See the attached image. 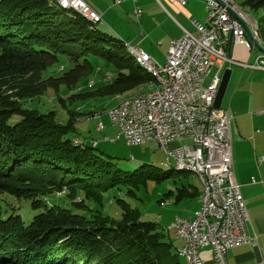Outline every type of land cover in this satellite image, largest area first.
<instances>
[{"label":"trees","instance_id":"16d2710c","mask_svg":"<svg viewBox=\"0 0 264 264\" xmlns=\"http://www.w3.org/2000/svg\"><path fill=\"white\" fill-rule=\"evenodd\" d=\"M57 2L0 0V194L28 200L36 210L26 222L18 207L0 201V264H182L169 232L143 220L124 200H117L118 220L86 205V198L100 201L110 190L135 194L149 182L170 180L176 170L132 168L130 159L119 164L71 135L81 113L76 107L67 108L66 123L53 109L33 107L49 92L47 81L63 107L94 97L132 96L154 82L130 57L124 41ZM234 2L244 11L264 8V0ZM256 22L264 42V16ZM100 61L114 70V77L94 69ZM63 63L69 71L61 75ZM50 68L54 73L44 78ZM94 73L92 85L90 80L81 85ZM59 192L70 201L79 197L81 202H72L80 212L49 204L48 197ZM173 195L178 204L194 202L202 188L182 183L165 197Z\"/></svg>","mask_w":264,"mask_h":264},{"label":"built area","instance_id":"2783aa9c","mask_svg":"<svg viewBox=\"0 0 264 264\" xmlns=\"http://www.w3.org/2000/svg\"><path fill=\"white\" fill-rule=\"evenodd\" d=\"M59 1L81 6L95 17V23L102 22L100 14L84 0ZM188 1L176 0L181 6ZM205 11L204 23L192 21L196 34L185 31L171 41L163 66L142 49L134 48L163 77V91L131 101L108 112V116L117 128L112 142L123 139L129 145H150L165 152V164L170 167L201 169L200 179H206L205 200L194 216H177L167 231L183 241L178 254L190 264H204L201 251L205 248L213 252L212 264H228L230 250L256 246L257 240L248 232V208L235 174V116L229 110L214 108V103L222 79L220 72L232 65L264 71V53L250 65L234 60L228 52L231 37L234 44L248 49L260 45L251 15L229 0H205ZM135 13L142 15L140 9ZM246 28L253 40H249ZM104 129L100 123L98 130Z\"/></svg>","mask_w":264,"mask_h":264},{"label":"crops","instance_id":"0c3cea01","mask_svg":"<svg viewBox=\"0 0 264 264\" xmlns=\"http://www.w3.org/2000/svg\"><path fill=\"white\" fill-rule=\"evenodd\" d=\"M84 1L100 14V24L106 32L110 33L107 30L110 29L122 41L127 40L129 48L142 49L159 66L164 65L172 40L183 36L185 31L196 34L192 21L204 23L206 20L205 0H189L184 6L176 0H121L119 4L116 0ZM136 9L142 11L141 16L136 15ZM132 16L138 22L133 26L134 32L125 29L117 31L114 28L120 23L131 27ZM248 38L253 40L250 36ZM147 40L157 42L156 46H149ZM260 47L264 49V43ZM156 49L161 52L162 63L161 58L153 55ZM262 53L257 44L248 49L233 43L231 57L252 65ZM229 69L232 73L221 108L235 116L232 124L235 174L248 208V232L256 238L257 245H244L230 250L228 264H258L260 260L264 261V113H261L264 110V71L238 65H232ZM224 72H220L221 78ZM192 203L195 204L193 211H187L182 217H192L200 209V198ZM168 237L176 252L179 251L183 241L176 238L173 232H169ZM201 258L204 264H212V250L203 249Z\"/></svg>","mask_w":264,"mask_h":264},{"label":"rangeland","instance_id":"374dc122","mask_svg":"<svg viewBox=\"0 0 264 264\" xmlns=\"http://www.w3.org/2000/svg\"><path fill=\"white\" fill-rule=\"evenodd\" d=\"M245 12L248 15H251L256 20L264 16V8L259 10L257 13L251 12L248 9H245ZM131 20V27L126 26L124 23H120L116 24L114 28L117 31L125 29L127 32H134L133 26L137 25L136 23L138 22L135 20L134 16L131 17ZM98 28L100 30H105V27L102 24H99ZM107 30L112 34H115L112 30ZM123 41L126 43L127 40ZM147 43L149 46H156L157 44V42H154L153 40H147ZM262 43L264 42L262 41ZM126 50L132 58V54L130 53L128 44H126ZM155 52L156 54L153 55L158 58H161L160 50L156 49ZM160 61L162 63L164 61L163 58H161ZM62 65H64V68L62 66L59 67V74L61 75L66 73V69L67 72L69 71V67L66 63H63ZM98 67L103 69V72L107 73V75L109 74V76L112 77L115 76L114 70L108 67L104 62H97L95 64L94 69L97 70ZM53 73V68H50V70L44 74V78H48V76ZM56 76L59 75L56 74ZM95 79H97L96 73H94L93 76H91L90 78L83 79L80 83L81 85L87 84L90 80V84L92 85ZM51 82L52 81L45 82L44 85L48 87L49 92L47 91L48 93L40 98V102L39 100L35 101L33 105L34 108L38 107L43 111L53 109L56 111L57 117L61 121L66 123L70 118V114L68 113L67 108L71 111H74L76 107L82 114L80 113L77 115V132L71 134L73 137L79 138L82 143H87L90 146H92L94 142H97V152L101 153V151H103L106 155L111 156L114 161L118 162L119 164L124 163L125 159H130V166L132 168L141 165H153L158 167L161 172L164 173L169 170V167H167L165 164V152L163 150L152 149L150 145H129L123 139L112 142V140L115 139L117 136V128L112 125L111 120L108 116V111L119 105V103H121L123 99L131 97L130 93L117 95L115 97L105 96L89 98L87 100H76L74 105H69V102H67L68 106L63 107L55 99V95L52 94V89L50 88V84H52ZM156 88L157 83L153 82L149 86L147 85L145 87H141L140 91L137 93L155 90ZM90 112L94 113V117L87 119L89 117L87 113ZM100 123H102L105 127L103 131L98 130V125ZM106 138H108L109 140L106 141ZM182 183L186 185L191 184L197 188H202V184L193 173L191 174L190 172L185 171H174L172 172V178L170 180L162 183L149 182L146 187H142L141 190L136 191L135 194L128 193V191L124 188V191L122 192L118 191V189H116L115 191L110 190L109 195L101 197L100 201L95 200V198H86V205L93 210H101L111 218L118 220L121 218L122 210L119 205V201L117 200L121 199L127 202L133 209H137L143 220L157 222L160 227H162L166 231L167 228L170 226V222L176 216L185 215L187 211H193L195 207V204L189 201H183L179 204L176 203L175 195L171 197H165V195L169 191H173L175 193L177 188H181ZM0 198L1 203L4 206H6V202H3L2 200L11 202L16 207H18L20 209L21 215L23 216L26 222H30L36 213V210L32 209L31 204L28 200L23 199L21 201H17L10 196L1 194ZM163 198H166V200L162 203L160 202V200ZM73 200L76 202H81V199L79 197L76 199L73 198L70 201V199L67 198L65 193L60 192L50 195V197H48L49 204L62 205L67 208H72L74 211L80 212L76 205L73 204ZM185 208H188L189 210H185ZM180 262L182 264H185V261L182 257L180 258Z\"/></svg>","mask_w":264,"mask_h":264},{"label":"bare ground","instance_id":"6f19581e","mask_svg":"<svg viewBox=\"0 0 264 264\" xmlns=\"http://www.w3.org/2000/svg\"><path fill=\"white\" fill-rule=\"evenodd\" d=\"M58 3L60 4V6L64 9H74L75 11H77L81 16H83L85 19H87L88 21H90L92 24L97 25L100 23H95V17L91 16L90 14H88L85 9H82L81 6H74V5H63V2L57 0ZM231 3H233L234 5L237 6L238 9H241V12L246 13L241 7H239L234 0H229ZM65 3H72V0H65ZM255 35L257 37V40L259 41V44H262L261 39L259 38L258 35V24L255 20ZM129 48V47H128ZM130 49V53L132 54L133 59L135 60V62L143 69L145 70L153 79L154 81L157 83V88L155 90H149L146 92H141V93H137L129 98L123 99L121 101V103H119V105H117L115 108L109 110L108 112H112L115 111L116 109H119L120 106L126 105L127 103L131 102V101H135L140 99V97H146V96H150L151 94L154 93H159L163 91V77L160 76V74L158 73V70L154 69L153 67H151L149 64L146 63V60L141 57L137 52H135L134 48H129ZM94 146H97V143H93ZM169 168H173L176 171H185V172H190L191 174L193 173L195 175V177L200 181V183L202 184V195L200 198V203L202 204L203 201L205 200V194H206V179H200L201 177V169L200 168H196V167H180V168H176V167H170L168 165H166ZM179 252V251H178ZM188 264H190L187 260V258H185V256H182Z\"/></svg>","mask_w":264,"mask_h":264},{"label":"water","instance_id":"95a60500","mask_svg":"<svg viewBox=\"0 0 264 264\" xmlns=\"http://www.w3.org/2000/svg\"><path fill=\"white\" fill-rule=\"evenodd\" d=\"M247 29V32H248V35L253 39V35L250 31L249 28H246ZM232 46H233V38L231 37L230 38V44H229V47H228V52L231 56L232 54ZM257 46L261 49V51L264 53V49L260 47V45L257 44ZM231 70L230 69H226L225 72L223 73L222 75V79H221V83H220V86H219V91H218V94H217V97H216V100H215V103H214V108L216 109H220L222 107V102H223V99H224V96H225V93H226V90H227V87H228V83H229V80H230V77H231Z\"/></svg>","mask_w":264,"mask_h":264}]
</instances>
